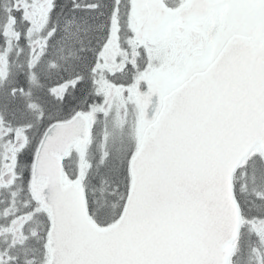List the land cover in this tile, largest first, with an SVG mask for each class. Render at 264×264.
<instances>
[{
	"label": "snow or ice",
	"instance_id": "snow-or-ice-1",
	"mask_svg": "<svg viewBox=\"0 0 264 264\" xmlns=\"http://www.w3.org/2000/svg\"><path fill=\"white\" fill-rule=\"evenodd\" d=\"M0 264H264V0H0Z\"/></svg>",
	"mask_w": 264,
	"mask_h": 264
}]
</instances>
